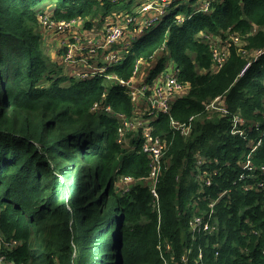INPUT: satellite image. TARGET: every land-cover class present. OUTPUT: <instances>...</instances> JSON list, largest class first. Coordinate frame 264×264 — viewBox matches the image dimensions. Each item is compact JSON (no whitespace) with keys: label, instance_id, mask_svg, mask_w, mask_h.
Returning a JSON list of instances; mask_svg holds the SVG:
<instances>
[{"label":"trees","instance_id":"trees-1","mask_svg":"<svg viewBox=\"0 0 264 264\" xmlns=\"http://www.w3.org/2000/svg\"><path fill=\"white\" fill-rule=\"evenodd\" d=\"M133 3L142 7L138 0H0V264H264V191L246 192L254 182L240 180V162L258 142L253 163L264 165V126L246 137L231 132L235 115L264 120V55L239 77L248 58L233 47L225 67L212 72L200 37L231 29L245 37L247 50H264V0H210L208 12L200 0L174 1L109 69L130 79L138 58L150 60L165 45L189 87L171 112L180 122L195 117L189 138L171 129L167 115L152 124L172 144L157 187L159 210L147 186L117 196V179L148 176L150 161L118 143L115 116L92 111L105 102L115 114L133 116L126 88L64 74L43 48L39 22L51 9L55 20L80 19L91 30L119 10L138 17L128 8ZM165 53L150 80L164 69ZM219 96L228 115L209 117L206 106ZM197 154L208 162L198 167ZM212 211L216 232L190 229L194 215ZM165 243L171 250L161 253Z\"/></svg>","mask_w":264,"mask_h":264},{"label":"built area","instance_id":"built-area-1","mask_svg":"<svg viewBox=\"0 0 264 264\" xmlns=\"http://www.w3.org/2000/svg\"><path fill=\"white\" fill-rule=\"evenodd\" d=\"M177 0H147L139 11V17L125 15L121 22L108 23L104 27V38L96 41L88 39L87 42L79 36V31L84 29V22L80 19L72 20H55L50 13H42L39 15L41 28L45 31L66 35L68 41L64 40V64L70 67L71 71H75V77L80 80H89L95 77H105L106 81L120 85L126 88L134 105L133 116L128 117L123 113L115 114L111 106L105 102L96 103L92 111L94 113H109L115 116L119 121L118 128V143L127 149L137 151L139 154H144L149 159V174L141 178L132 176H122L117 179L116 188L122 195L126 196L138 185L149 187L155 203V208H160V196L158 192V184L165 170L168 169L166 158L170 152L171 143L163 140L161 137L153 133L154 126L152 125L160 115L170 117V126L174 132L179 133L182 137L189 138L193 131V123L195 117H191L187 122H180L171 116L174 103L188 92V86L183 84L180 79V69L173 59H168L165 67L158 74L155 80H150V71L158 64L159 57L152 56L150 60L140 57L134 65L133 76L130 79H123L114 73H108L109 69L120 63L133 48L134 44L152 28L156 27L161 20L167 16L172 2ZM210 0L202 2L201 9L204 12L210 10ZM142 23H137L138 21ZM133 28V32L131 29ZM256 31V30H255ZM202 41L208 43L212 57V72L221 71L227 64L231 49L236 47L239 52L248 58V62L241 71L239 77H242L250 68L252 63L264 55V50L249 51L244 45L245 37L231 29L224 31L219 35L201 34ZM244 40V41H243ZM103 51L107 53L103 55L102 62L100 54ZM168 54V49L164 45L161 53ZM159 54V53H158ZM169 57V56H168ZM144 106V108H142ZM142 108V109H141ZM206 112L209 117L219 113L222 117H227L228 111L226 101L223 96L216 97L206 106ZM231 132L234 135L243 137L248 136L253 130H262L264 120L260 123H252L241 115H235L231 121ZM141 132V133H139ZM138 136L137 142L131 145V135ZM264 134V133H263ZM262 142H258L253 150L256 151ZM138 147V149H137ZM253 152L241 160V168L243 174L240 180H253L252 186L246 187V192L253 188L264 191V165L255 166L253 163ZM196 162L198 167L207 163V159L197 154ZM200 172V168H199ZM217 174V172L215 173ZM218 175V174H217ZM198 178L205 183L207 187L213 185L211 178H206L200 173ZM237 183V182H236ZM235 183V184H236ZM211 205L214 208L215 204ZM208 219H205L207 218ZM213 211L203 213L202 215H194L189 222L190 229L193 232H210L214 233L218 230L216 225L211 224ZM258 234L257 232H253ZM161 253L171 250L170 243L159 245ZM217 253V257H218ZM163 259L165 254H162ZM199 263H203L204 255L199 254ZM0 262H4V258H0Z\"/></svg>","mask_w":264,"mask_h":264},{"label":"crops","instance_id":"crops-1","mask_svg":"<svg viewBox=\"0 0 264 264\" xmlns=\"http://www.w3.org/2000/svg\"><path fill=\"white\" fill-rule=\"evenodd\" d=\"M51 10V9H50ZM50 10H48V12L50 13V14H52L51 12H52V10L50 11ZM112 18H115V17H112ZM97 24V26L98 27H94V28H92L91 29V31H86V29H85V27H84V29L82 28L80 31H79V36H80V38L83 40V42H87L88 41V39H95L96 41H99V40H101V39H103L104 38V27H106V25H104V26H99V23H96ZM42 32V34H43V37H44V41H47L48 42V45H50V46H53V49H52V51L53 50H55L56 51V55H57V60H56V62H58V63H62L63 62V60H64V53H61V50H62V48L60 47V45L59 44H61V46H63V42H64V40H66V41H68V38H67V36L66 35H61V34H57V33H55V35H54V33H52V32H49V31H41ZM142 38V37H141ZM140 38V39H141ZM54 44V45H53ZM64 49V48H63ZM99 52H101V53H99L100 54V61L102 62V59H103V55H105V54H107V53H104L103 51H99ZM160 55L162 54V53H159ZM156 55L157 57L158 56H160V55ZM48 55L50 56V53H48ZM51 58H52V60H54L55 59V56H53V55H51L50 56ZM160 59V58H159ZM63 67V70H64V74H66V75H70V76H76L75 75V71H71V68L70 67H67L70 71H68V69L66 68V66L64 65V66H62ZM156 68V67H155ZM68 71V72H67ZM158 76V75H157ZM156 76V77H157ZM152 80V79H151ZM154 80V79H153ZM188 90H189V88H188ZM142 108H144V106L142 107ZM141 108V109H142ZM137 139H138V137H136L134 134H132L131 135V139H130V143H131V145H134L136 142H137ZM129 152H132V150L130 149V148H128L127 149ZM197 156V155H196ZM195 156V157H196ZM167 167H169V165L167 164ZM119 193V192H118ZM120 196H122L121 194H120Z\"/></svg>","mask_w":264,"mask_h":264},{"label":"rangeland","instance_id":"rangeland-1","mask_svg":"<svg viewBox=\"0 0 264 264\" xmlns=\"http://www.w3.org/2000/svg\"><path fill=\"white\" fill-rule=\"evenodd\" d=\"M146 1L147 0H138V2L139 3H141L142 2V6L144 5V3H146ZM177 1H184V0H177ZM200 1H205V0H200ZM183 4V3H182ZM125 6H127V3L125 2V3H122V5H121V7H119V9H122V8H124ZM128 8H130V10H132V11H138L139 12V10L142 8L141 6H138V4L137 3H133L130 7H128ZM115 15L114 16H111L110 18H109V21H108V23H115V22H121V19H122V17H125V15L126 14H124L121 10H119V11H117V12H115L114 13ZM112 17H115V18H112ZM139 17V16H138ZM97 23V22H96ZM137 23H142V20H141V22H137ZM95 27H98L97 26V24H95ZM86 31H91V30H89V29H86ZM131 31L133 32V28L131 29ZM53 33V32H52ZM54 35H55V33H54ZM240 35V34H239ZM241 36V35H240ZM43 41V48H44V50H45V52L48 54V53H50V56L51 55H53V56H55V59L53 60V62H56V60H57V55H56V51L55 50H53L52 51V49H53V46H50V45H48V42L47 41H44V40H42ZM244 41V40H243ZM54 45V44H53ZM60 45V47L62 48L63 46H61V44H59ZM244 45H245V41H244ZM61 53H64V51H63V48H62V50H61ZM167 59V58H166ZM168 59H172L171 58V56L170 57H168ZM65 64H64V62H62L61 63V66H64ZM66 66V65H65ZM67 68V67H66ZM68 69V68H67ZM68 71H70L69 69H68ZM67 71V72H68ZM117 196H120V193H118L117 192Z\"/></svg>","mask_w":264,"mask_h":264}]
</instances>
